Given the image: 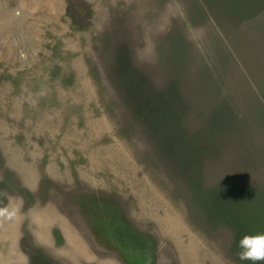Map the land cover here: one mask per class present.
<instances>
[{"label":"rangeland","instance_id":"1","mask_svg":"<svg viewBox=\"0 0 264 264\" xmlns=\"http://www.w3.org/2000/svg\"><path fill=\"white\" fill-rule=\"evenodd\" d=\"M10 203L0 264H251L264 0H0Z\"/></svg>","mask_w":264,"mask_h":264},{"label":"clouds","instance_id":"2","mask_svg":"<svg viewBox=\"0 0 264 264\" xmlns=\"http://www.w3.org/2000/svg\"><path fill=\"white\" fill-rule=\"evenodd\" d=\"M18 212L19 208L10 203L0 207V219H13ZM238 247L240 251L237 255L240 261H249L251 264L264 262V233L244 235L239 240Z\"/></svg>","mask_w":264,"mask_h":264},{"label":"trees","instance_id":"3","mask_svg":"<svg viewBox=\"0 0 264 264\" xmlns=\"http://www.w3.org/2000/svg\"><path fill=\"white\" fill-rule=\"evenodd\" d=\"M234 195H237L238 196V194H234ZM236 197V196H235ZM235 200L234 199H232L231 200V202H234ZM237 201V200H236ZM240 201H242V200H240ZM231 206H233V207H239V206H237V205H234V204H230ZM222 209H227L226 207L225 208H221V210ZM234 210V212L238 215V216H240V214H241V208L239 209V210H237V209H233ZM229 211H230V209H229Z\"/></svg>","mask_w":264,"mask_h":264}]
</instances>
